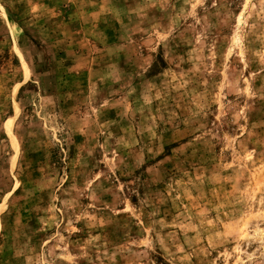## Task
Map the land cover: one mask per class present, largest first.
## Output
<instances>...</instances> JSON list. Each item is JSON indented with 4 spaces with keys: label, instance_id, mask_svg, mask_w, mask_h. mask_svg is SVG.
<instances>
[{
    "label": "rangeland",
    "instance_id": "obj_1",
    "mask_svg": "<svg viewBox=\"0 0 264 264\" xmlns=\"http://www.w3.org/2000/svg\"><path fill=\"white\" fill-rule=\"evenodd\" d=\"M0 264H264V0H0Z\"/></svg>",
    "mask_w": 264,
    "mask_h": 264
}]
</instances>
